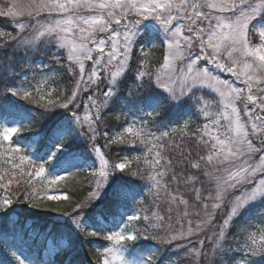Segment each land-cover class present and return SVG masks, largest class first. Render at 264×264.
I'll return each mask as SVG.
<instances>
[{"label":"snow or ice","instance_id":"6c2138e0","mask_svg":"<svg viewBox=\"0 0 264 264\" xmlns=\"http://www.w3.org/2000/svg\"><path fill=\"white\" fill-rule=\"evenodd\" d=\"M0 19V264H264V0H5ZM84 170L86 196L57 192Z\"/></svg>","mask_w":264,"mask_h":264},{"label":"trees","instance_id":"16d2710c","mask_svg":"<svg viewBox=\"0 0 264 264\" xmlns=\"http://www.w3.org/2000/svg\"><path fill=\"white\" fill-rule=\"evenodd\" d=\"M0 27L7 28L8 25L5 24L2 19H0ZM157 56H158V58H157L158 62H160L161 58H162L161 53L157 52ZM44 59H47V58L45 57ZM64 83H66V81L61 80L59 84H54L52 86L53 87H59L60 85H62ZM35 115H36V119L38 122L39 121V114L36 113ZM192 127L195 128L196 125L194 124ZM135 154H136L135 152H131V151L130 152H121L120 156L135 155ZM111 155L114 159H119V157L115 156V154H111ZM94 182H95V178L92 177L88 172H81L80 174L76 175L75 177H69L65 181L61 182L59 188L57 189V192L65 193V194L69 195L73 201H75L77 199H82L84 196H86L88 191L90 190L91 186L94 184ZM61 203H67V202L61 201ZM134 207L137 208V205L136 204H130L128 210H130ZM40 215L50 217L53 214L41 213ZM262 224H264V222L260 221L259 219H253V220L248 221L247 226L250 228H257L258 226H261ZM95 244L97 246H101V247L105 246V242L103 240H97V241H95ZM90 247H92V245H85L84 246L85 253L88 252V249ZM173 259H177V257H173ZM179 264H187L184 260H182L181 254H179Z\"/></svg>","mask_w":264,"mask_h":264},{"label":"rangeland","instance_id":"374dc122","mask_svg":"<svg viewBox=\"0 0 264 264\" xmlns=\"http://www.w3.org/2000/svg\"><path fill=\"white\" fill-rule=\"evenodd\" d=\"M5 2V0H0V4H3ZM23 2H27V0H23ZM150 56H151V60H152V63L155 65V64H157V52H152V53H150ZM160 62H162V60L160 61ZM223 75V74H222ZM69 87H71V85H69ZM101 143H103L102 141H101ZM111 155V154H110ZM112 156V155H111ZM113 158V157H112ZM114 159V158H113ZM186 191V198L187 197H191L192 196V193L191 192H187V190H185ZM162 207H166V206H162ZM135 210L133 209V210H131V211H129L130 213L131 212H134ZM181 255H182V260H184L187 264H192V261H193V257H190V256H187V255H185L184 253H180Z\"/></svg>","mask_w":264,"mask_h":264}]
</instances>
